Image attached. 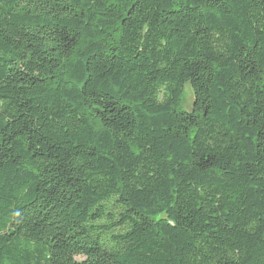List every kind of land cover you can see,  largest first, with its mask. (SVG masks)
<instances>
[{"label":"trees","instance_id":"obj_1","mask_svg":"<svg viewBox=\"0 0 264 264\" xmlns=\"http://www.w3.org/2000/svg\"><path fill=\"white\" fill-rule=\"evenodd\" d=\"M0 264H264V0H0Z\"/></svg>","mask_w":264,"mask_h":264},{"label":"rangeland","instance_id":"obj_2","mask_svg":"<svg viewBox=\"0 0 264 264\" xmlns=\"http://www.w3.org/2000/svg\"><path fill=\"white\" fill-rule=\"evenodd\" d=\"M194 95L191 86L188 84L184 90V101L182 110L190 111L193 107Z\"/></svg>","mask_w":264,"mask_h":264}]
</instances>
